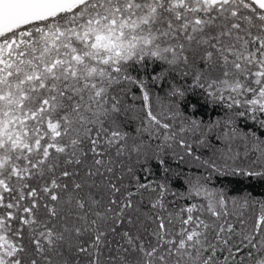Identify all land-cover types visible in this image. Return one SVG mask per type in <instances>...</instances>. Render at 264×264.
<instances>
[{"label": "snow or ice", "instance_id": "1", "mask_svg": "<svg viewBox=\"0 0 264 264\" xmlns=\"http://www.w3.org/2000/svg\"><path fill=\"white\" fill-rule=\"evenodd\" d=\"M0 264H264V0H0Z\"/></svg>", "mask_w": 264, "mask_h": 264}]
</instances>
